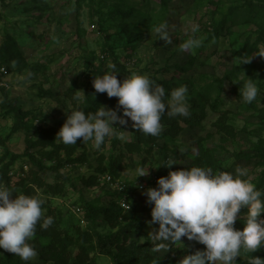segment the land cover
Segmentation results:
<instances>
[{
    "label": "rangeland",
    "instance_id": "rangeland-1",
    "mask_svg": "<svg viewBox=\"0 0 264 264\" xmlns=\"http://www.w3.org/2000/svg\"><path fill=\"white\" fill-rule=\"evenodd\" d=\"M165 22L172 29L171 45L154 31ZM192 25L199 31L193 34ZM192 35L203 38L202 46L182 51V43ZM257 54L264 55V0H0V159L6 151L9 155L25 150L24 133L10 134L17 121L14 108L36 129L30 130L31 140L38 138L40 129L47 131L41 136L43 144L27 149L33 160H15L7 183L0 163V183L14 192L12 198L25 186L31 188L50 208L48 217L54 221L44 235L46 247L59 258L41 249L30 264H117L129 246L142 251L135 264H179L185 255L203 250L202 244L182 237V245H172L169 252L154 251L148 235L158 225L148 223L152 206L143 193L157 187H150L152 180L194 166L214 174L244 167L246 178L264 190V58L253 56ZM108 72L118 73L121 81L134 73L147 75L169 90L186 85L191 115L177 116L174 122L165 114L162 122L175 124L174 138L158 140L151 153L143 145L138 151L124 146L133 136L129 121L127 128L117 126L132 135L115 148L110 147L112 137L100 150L80 140L66 157L64 143L56 136L67 115L78 107L85 113L100 106L114 109L92 86L95 77ZM243 74L258 80L260 92L251 104L239 94ZM76 91L88 97L77 100ZM114 152L122 155L115 181L132 190L123 217L117 216L113 201L123 192L102 177L93 186L85 182L90 178L93 183L91 175L101 172L107 153ZM82 154L81 163L65 164L67 158ZM164 155L168 163H176L165 175L160 169ZM141 166L149 174L134 184L128 173ZM36 179L46 186L38 187ZM140 184L144 190L135 188ZM57 185L63 193L50 192ZM130 222L133 226H125ZM234 227L242 230L243 220ZM247 255L237 257L236 264H247ZM250 255L264 259V248Z\"/></svg>",
    "mask_w": 264,
    "mask_h": 264
},
{
    "label": "clouds",
    "instance_id": "clouds-1",
    "mask_svg": "<svg viewBox=\"0 0 264 264\" xmlns=\"http://www.w3.org/2000/svg\"><path fill=\"white\" fill-rule=\"evenodd\" d=\"M154 31L166 45L173 44L172 29L167 22L156 26ZM198 31V26L192 25L191 32ZM202 43V37L192 35L182 43L181 49L191 53ZM253 56L264 58L260 54ZM112 68L115 69V65ZM117 74L108 72L95 77L92 86L95 93L117 98L120 114L105 106L87 113L85 108L78 107L67 115L56 139L66 145H76L80 139L81 142H91L93 148L100 150L108 137L126 141L132 135L114 125L127 128L131 121L134 130L155 137L163 130L161 121L165 114L169 117L190 115L186 85L172 89L165 101L163 86L147 75L134 73L121 81ZM242 78L244 84L239 94L243 102L251 104L260 92L258 80L244 74ZM76 92L80 94L77 100L87 97L82 91ZM174 164L170 161L166 168ZM128 174L135 184L137 178L147 176L149 170L145 172L141 166ZM247 176L248 170L241 166H237L234 173L220 171L215 174L210 168L194 166L170 171L166 177H160L156 188H148L143 193L152 206L148 223L158 225L148 235L154 251L169 252L172 245H182L181 238L184 237L202 244L204 249L185 255L179 264H236V258L242 254H248L247 264H264V259L250 255L264 248V219L261 218L264 214V190L258 189ZM139 187L135 186L144 190L145 185L140 184ZM122 192L128 197L132 190ZM13 193L0 183V249L28 262L38 257L30 243L36 236L37 226L47 229L54 221L52 217H45L42 199L23 193L12 198ZM125 207L128 210V198ZM238 219L244 222L242 230L234 227Z\"/></svg>",
    "mask_w": 264,
    "mask_h": 264
},
{
    "label": "trees",
    "instance_id": "trees-1",
    "mask_svg": "<svg viewBox=\"0 0 264 264\" xmlns=\"http://www.w3.org/2000/svg\"><path fill=\"white\" fill-rule=\"evenodd\" d=\"M157 82H158L157 84L162 85L163 88L165 89V98L164 99L167 100L169 98V94H170L171 90H169L164 85V83H162L161 81H157ZM107 98H108L107 99L108 103H111V104L113 103L114 110H117L118 114H120L121 110L117 108V98H115V97H112V98L107 97ZM192 110H193L192 107H190V115H191ZM14 114H15V117H16L17 121L13 125V127L11 128L10 134L13 135L14 133H16L18 131L23 132L24 135H25V144H26V146H25V150L23 151L22 154H9V155H7V151H6V153L2 157V159L4 160L5 157L8 156V161H6V162H4L2 159H0V163L3 162L2 165H1V171H3V173L1 175L6 179V183L9 182V178L7 177V172L9 170V168L13 165L15 160L17 158H20V157H23V156H27V157H29L30 159L33 160L34 159L33 155L29 154L27 149L32 148L34 146H37L38 144L39 145L43 144V142H42L43 141V137H41V136H42V134L43 135H47V133H46L47 131H45L43 129L42 130L40 129L39 133H37V132L35 133L38 138L36 140H31L30 139V134H31L30 130H33L35 132L36 129H33L29 125H27V123L25 122V114L22 113L20 111V109H18V108L15 109L14 108ZM173 119H174V122H175L176 121L175 119H177V116L173 117ZM174 122L165 125L161 121V123L163 124V130H162V132H161V134L159 136H155V137H153L151 135H146V134H144L142 132H139V131H136V130H133L132 140H130V142H128V143H123V144H124L125 147H127L128 151H133V150L134 151H138L139 146L143 145L145 148H147V152L151 153V150H153V147H155L157 145V141L158 140L174 138V136H173V131H175ZM116 127L118 128L117 125H116ZM11 135H8L6 137V139L10 138ZM47 143H50V142L48 141ZM0 144L3 145L4 141L0 140ZM119 144H121V141L119 139H117L115 137H112L110 139V147L111 148H115ZM79 145H80V139L77 140V144L76 145H66V144H64L63 147H65L64 151L66 153V157H67V154H70V152H73V150L75 148H77ZM70 149H71V151H69ZM49 153H48L49 156H51L52 155V151L49 152ZM107 154H108L107 155V164L103 167V169H101V172H98L96 174L91 175L92 177L90 176L93 179L92 180L93 183L90 181V178L85 181L86 184L88 183L87 186H93L94 185V181L97 182L101 177L103 179V177H105L106 175H109L112 178V180H115V178H117V166H118L117 163H119V160H120L122 155L120 153H117V152L116 153L115 152L114 153H107ZM49 156H47V157H49ZM79 156H80L79 159H77V158H73V159L67 158V163H65V164L70 165V164L75 163V162L81 163L83 160H85L84 154L79 155ZM69 162H72V163H69ZM167 164H168L167 156L164 155L161 158V162H160V169L163 172L162 173L163 175H165V173L168 171V167L166 168ZM29 182H31V181L29 180ZM156 182H157V178L155 179L154 183H150V187H153L156 184ZM32 183H34V182H32ZM104 183H105V181H104ZM28 184L30 185V183H28ZM35 184L38 187L46 186V184L43 183L42 181H40L39 179H36V183ZM21 185L23 186V183H21ZM49 190L53 194H60V193L64 192L63 188L60 187L59 185H57L55 187L51 186V188ZM33 193H34V191L31 188L26 187V186L24 187L23 194L29 195V196H33ZM119 198L120 197H118V195H117V198H115L113 200L115 205L117 206V209L115 208L114 211L116 212L117 216L123 217V215L125 213H127V211H124V210H122L119 207L118 200H117ZM116 202H117V204H116ZM43 209H44L45 217H48V215L50 213V208H48V206L46 204H43ZM108 210L109 209H104L105 212L108 211ZM41 223H42V221H41ZM133 224H134V222H130V223L126 224L125 226L131 227V226H133ZM45 231H46L45 229H42L41 226L38 225L37 226V231H36V236L30 243H32V245L34 246L36 251L37 250L41 251V249L42 250L46 249L47 251L44 254L47 256V253L48 254L50 253L51 257L54 258L55 255H53V253L50 252V248L46 247V246L49 245V241H47V239H46V237L44 235ZM141 252H142L141 250H136L132 246H129L124 253L119 255V257L117 258L116 262H117V264H135L136 258H139V253H141ZM46 256L44 257L45 259H47ZM51 257H49V258H51ZM55 258H59V257L55 256ZM0 264H30V262L29 261L28 262L22 261L18 256H15L12 253L4 251L3 254H0Z\"/></svg>",
    "mask_w": 264,
    "mask_h": 264
},
{
    "label": "built area",
    "instance_id": "built-area-1",
    "mask_svg": "<svg viewBox=\"0 0 264 264\" xmlns=\"http://www.w3.org/2000/svg\"><path fill=\"white\" fill-rule=\"evenodd\" d=\"M103 180L105 181V183H107V185L113 187V188L116 189L117 191H119V190H120V192L125 191V187H124V185L121 184V183H119L118 181H114V180H112V178H111L109 175H106L105 177H103ZM139 188L142 189L143 186H140ZM125 200H126V201H125ZM125 203H127V195H126V194L123 195V196L119 199L118 204H119V206H120L122 209H124V210L126 209V210H127V208L125 207ZM128 209H129V208H128ZM74 211L79 212L80 209H79V208H75Z\"/></svg>",
    "mask_w": 264,
    "mask_h": 264
}]
</instances>
